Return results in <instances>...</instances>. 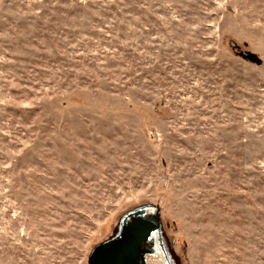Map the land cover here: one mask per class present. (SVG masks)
Masks as SVG:
<instances>
[{"label": "rangeland", "instance_id": "obj_1", "mask_svg": "<svg viewBox=\"0 0 264 264\" xmlns=\"http://www.w3.org/2000/svg\"><path fill=\"white\" fill-rule=\"evenodd\" d=\"M246 51L264 0H0V264H89L141 204L189 264H264Z\"/></svg>", "mask_w": 264, "mask_h": 264}, {"label": "flooded vegetation", "instance_id": "obj_2", "mask_svg": "<svg viewBox=\"0 0 264 264\" xmlns=\"http://www.w3.org/2000/svg\"><path fill=\"white\" fill-rule=\"evenodd\" d=\"M156 221L159 228L153 231ZM115 225L110 237L97 246L116 239L121 230L139 232L142 230L140 236H135L139 242L135 245L136 256L132 261L133 264H189L186 243L176 240L169 234L172 223L164 219L162 210L157 205L141 204L129 209L122 214Z\"/></svg>", "mask_w": 264, "mask_h": 264}, {"label": "water", "instance_id": "obj_3", "mask_svg": "<svg viewBox=\"0 0 264 264\" xmlns=\"http://www.w3.org/2000/svg\"><path fill=\"white\" fill-rule=\"evenodd\" d=\"M232 48H236L235 43L231 44ZM240 57L246 61L258 65L259 67L263 66V62L252 52H241ZM159 228L158 222H154L153 231ZM138 230L126 231L121 230L119 237L97 246L91 253L89 258V264H133L135 254V245L139 242L135 239V236H140Z\"/></svg>", "mask_w": 264, "mask_h": 264}, {"label": "trees", "instance_id": "obj_4", "mask_svg": "<svg viewBox=\"0 0 264 264\" xmlns=\"http://www.w3.org/2000/svg\"><path fill=\"white\" fill-rule=\"evenodd\" d=\"M234 43L233 41L231 43L228 44V47L232 50V46L231 44Z\"/></svg>", "mask_w": 264, "mask_h": 264}]
</instances>
